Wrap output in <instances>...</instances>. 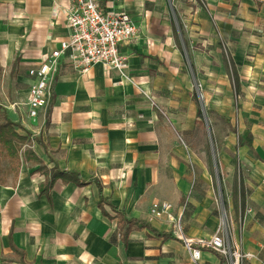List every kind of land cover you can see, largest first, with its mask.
Listing matches in <instances>:
<instances>
[{
    "label": "crops",
    "instance_id": "1",
    "mask_svg": "<svg viewBox=\"0 0 264 264\" xmlns=\"http://www.w3.org/2000/svg\"><path fill=\"white\" fill-rule=\"evenodd\" d=\"M97 1L137 22L136 35L120 44L127 66L121 72L96 63L80 73L63 62L47 109L31 119L24 105L27 69L66 39L71 0H0V105L19 131L40 140L30 138L22 152L97 179L108 200L105 213L95 181L62 178L50 198L39 194L40 162L22 155L15 184H0V264H195L181 239H162L147 228L132 229L124 244L110 205L174 234L170 219L150 215L151 204L165 200L185 235L215 230L216 182L191 146L204 130L197 125L196 86L224 189L235 177L242 180L243 226L259 229L264 243V0ZM175 29H182L180 47ZM200 263L228 264L205 248Z\"/></svg>",
    "mask_w": 264,
    "mask_h": 264
},
{
    "label": "built area",
    "instance_id": "2",
    "mask_svg": "<svg viewBox=\"0 0 264 264\" xmlns=\"http://www.w3.org/2000/svg\"><path fill=\"white\" fill-rule=\"evenodd\" d=\"M68 35L58 46L42 55L38 64L27 69L29 85L26 93V114L36 119L44 112L52 98L53 83L63 62L72 69L86 73L101 63L110 69L122 70L127 59L120 51V44L134 37L138 30L135 20L125 10H105L97 0H71L66 12ZM170 202L154 201L150 215L154 218L166 217L172 221L174 234L183 241L195 264H201L202 249H212L223 256L228 264H240L257 259L251 251H243L231 246L221 225L206 237H189L183 231L181 218L172 215ZM264 264V258L260 259Z\"/></svg>",
    "mask_w": 264,
    "mask_h": 264
},
{
    "label": "trees",
    "instance_id": "3",
    "mask_svg": "<svg viewBox=\"0 0 264 264\" xmlns=\"http://www.w3.org/2000/svg\"><path fill=\"white\" fill-rule=\"evenodd\" d=\"M179 33L182 34V29H180V31H178L177 29L174 30L177 43L180 47ZM224 62L232 78L233 85L235 89L238 91V81H237L235 68L231 63L230 59L226 56L224 57ZM192 97L196 102H198L197 94L195 93V91L192 92ZM207 113L208 110L206 109V114ZM0 114H2L3 116V119L0 120V184L2 185L7 184L9 180L11 181L12 184H15V181L19 173L22 155H25L26 158H30L34 161L40 162V166L38 167V170L45 175L44 181L39 186V194H45L47 195L48 198H50V189L57 178H62L66 181L71 180L76 182L77 184H86L95 181L99 189L98 206L101 208L103 212L106 213L103 207V203L104 202L108 203V200L102 195L101 184L97 179L91 178L88 180H84L76 171H67V172L61 171L58 169L56 165H54L53 167H48L47 165H44L40 161V159L36 156V154L30 149L25 148L24 151L22 152L23 145L26 143L27 140H30V138L36 139L39 142L40 140L33 136L30 137L29 133L19 131L18 127L19 128L22 127L7 117L5 110L2 108L1 105H0ZM197 117H198L197 125L201 126L202 128L205 127L206 122L204 118H202L201 108H198L197 110ZM208 126L210 130L209 122H208ZM210 139L211 141L215 142L214 137L212 135V131H210ZM50 159L52 158L50 157ZM242 185H239L240 186L239 188H237V186L234 188L235 194L238 193L239 195L240 194L242 195L244 193V186ZM110 207L115 211V216L117 217V227L119 229L124 244H126L128 240L129 232L132 229H139V228H147L151 230L153 235L161 237L162 239L177 238L171 231H159L157 228L151 225L150 222L146 220L127 217L123 209H120L113 205H110ZM9 242L13 252L15 254H18L21 260H24V253L22 250H19L14 245L11 234H9ZM209 250L213 251L212 249ZM213 252L215 253V251ZM245 262L246 264H250V262L248 261Z\"/></svg>",
    "mask_w": 264,
    "mask_h": 264
},
{
    "label": "rangeland",
    "instance_id": "4",
    "mask_svg": "<svg viewBox=\"0 0 264 264\" xmlns=\"http://www.w3.org/2000/svg\"><path fill=\"white\" fill-rule=\"evenodd\" d=\"M6 85L4 87H6ZM12 86L13 85L11 84V92ZM15 93L17 94L16 91ZM198 97L201 98V96L199 95ZM21 106L22 104H20V102H17L15 106L16 111H19V108ZM204 112L206 113L205 107L204 111H202L201 108L202 118H204ZM2 119L3 116L2 114H0V120ZM203 128L204 130H202V132H198V136L193 139V143H191V146H193L194 144L198 154L203 156L216 182L215 202L218 215L217 225H221L222 230L228 237L231 246H237L243 251H253L257 255V259L248 261L250 262V264H260V259H262L264 256V243L260 238V233L258 232L259 229H256L252 226H243V215L246 212V198L244 194L245 192L242 195H239L238 193L237 195L234 193V188L236 186L237 188H239V185H242V180H238V178L235 177L233 180V185L230 187L229 191L227 192L224 189L221 169L218 162V154L215 146L216 143L211 141L209 135L206 133V126ZM181 138L186 141L183 136H181ZM188 142L192 141L189 140ZM221 258L225 262H227L223 256H221ZM240 264H246V262H242Z\"/></svg>",
    "mask_w": 264,
    "mask_h": 264
},
{
    "label": "water",
    "instance_id": "5",
    "mask_svg": "<svg viewBox=\"0 0 264 264\" xmlns=\"http://www.w3.org/2000/svg\"><path fill=\"white\" fill-rule=\"evenodd\" d=\"M196 90H197L198 95L201 96V92H200L198 86H196ZM199 100H200V105H201L202 111H204V104H203L202 98H199ZM203 117H204V120L206 122V127H207L208 135L210 138V130H209V126H208V122H207V116H206L205 112L203 113Z\"/></svg>",
    "mask_w": 264,
    "mask_h": 264
}]
</instances>
